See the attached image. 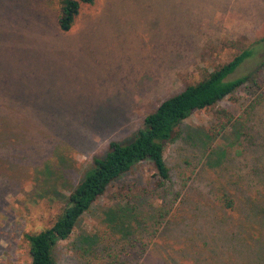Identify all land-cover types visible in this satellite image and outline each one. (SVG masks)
I'll return each mask as SVG.
<instances>
[{
  "label": "rangeland",
  "instance_id": "374dc122",
  "mask_svg": "<svg viewBox=\"0 0 264 264\" xmlns=\"http://www.w3.org/2000/svg\"><path fill=\"white\" fill-rule=\"evenodd\" d=\"M59 2L0 0V264L30 263L26 235L53 225L110 142L131 141L162 101L253 49L230 76L250 80L214 108L233 117L224 130L216 132L211 110L193 113L167 143L170 180L163 187L149 163L135 165L52 249L53 264L190 263L178 243L169 245L159 232L148 239L140 224H150L161 208L170 209L168 217L176 213L185 191L209 193L202 166L211 150L236 155L230 163L239 168L262 151L264 0H94L81 6L68 33L57 27ZM249 105L252 119L238 128ZM213 127L217 135L207 140L204 132ZM236 139L243 154L234 153ZM207 213L204 234L219 242L227 227ZM233 243L226 237L225 246L234 250ZM222 245L208 264L238 261L217 255Z\"/></svg>",
  "mask_w": 264,
  "mask_h": 264
},
{
  "label": "trees",
  "instance_id": "16d2710c",
  "mask_svg": "<svg viewBox=\"0 0 264 264\" xmlns=\"http://www.w3.org/2000/svg\"><path fill=\"white\" fill-rule=\"evenodd\" d=\"M94 0H60L57 13V27L63 33H68L79 15L82 5H92ZM253 49L241 51L231 61L210 72L202 81L185 87L181 92L162 101L158 107L144 118V127L139 130L133 139L126 143L110 142L108 151L102 157L92 160L91 167L85 172L82 180L70 192L66 205L53 225L39 233L26 235L29 245V264H53L52 249L60 241L69 238L75 229L80 217L89 210L91 205L104 194L106 188L117 178L128 173L135 165L147 162L155 173L157 185H163L170 180V172L164 159L167 143L175 134V129L193 113L203 110H211L218 121V130H224L231 123L233 117L224 110H214L216 105L231 98L239 87L250 80V76L244 75L231 79L241 65L253 56ZM214 110V111H213ZM254 105H249L246 113L238 119L239 127H247L252 119ZM253 129V128H252ZM252 129L248 133V141L254 138ZM210 130H213L211 132ZM215 127L204 132L208 139L215 138ZM263 142H264V131ZM236 154H243L246 149L236 139ZM264 147V146H263ZM258 154L252 156L250 162L242 167H235L230 161L236 155L223 154L211 150L206 156V162L202 166L205 174L207 171L208 194L189 196L185 191L175 207L178 214L173 213L168 217L170 209H158L156 217L151 219L150 224H140L143 236L148 239L159 232L161 239L169 245L178 243V247L188 257L190 263L208 264L214 258L215 250L221 244L222 258L238 260L234 264H264V148ZM229 157V161L227 158ZM244 169V174H241ZM209 175V176H208ZM201 176H199L200 178ZM185 181L181 184L185 186ZM195 203L199 208H192ZM190 205L185 212L180 210L182 206ZM218 215L220 222L225 225L224 235L209 240L204 234L206 228V216ZM200 212L202 221L194 222L191 219ZM186 215H190L189 219ZM234 217L228 225L225 222L227 216ZM237 230V237L227 234V229ZM203 229L202 238L199 233ZM188 232L187 236H184ZM181 235L187 241H180ZM231 239L235 245H226L225 241ZM137 240V239H136ZM180 241V242H179ZM139 242V240L137 241ZM142 251L145 245L140 243ZM182 259L184 257L182 256ZM208 261V262H207ZM204 262V263H202ZM124 264H128L127 262ZM177 264H185L178 262Z\"/></svg>",
  "mask_w": 264,
  "mask_h": 264
}]
</instances>
